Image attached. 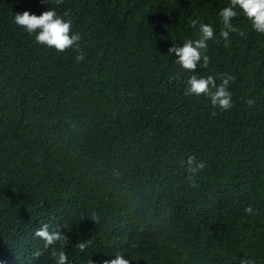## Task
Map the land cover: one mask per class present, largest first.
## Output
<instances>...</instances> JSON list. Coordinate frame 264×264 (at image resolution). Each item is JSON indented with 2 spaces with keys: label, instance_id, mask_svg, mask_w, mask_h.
Masks as SVG:
<instances>
[{
  "label": "trees",
  "instance_id": "trees-1",
  "mask_svg": "<svg viewBox=\"0 0 264 264\" xmlns=\"http://www.w3.org/2000/svg\"><path fill=\"white\" fill-rule=\"evenodd\" d=\"M229 4L0 0V264H55L34 236L44 224L69 237L55 245L67 264L116 254L131 264H264V35L241 12L233 25L245 36L225 48L219 13ZM49 8L70 13L82 62L14 23ZM201 24L215 39L207 67L192 73L168 49L198 39ZM193 74L234 76L233 107L185 95ZM188 156L206 163L195 186Z\"/></svg>",
  "mask_w": 264,
  "mask_h": 264
},
{
  "label": "clouds",
  "instance_id": "clouds-1",
  "mask_svg": "<svg viewBox=\"0 0 264 264\" xmlns=\"http://www.w3.org/2000/svg\"><path fill=\"white\" fill-rule=\"evenodd\" d=\"M44 2V0H42ZM51 3L59 6L64 0H51ZM251 22L252 29L260 35H264V0H230V4L224 7L220 13L221 30L219 36L224 41V47L231 45L230 35L238 34L240 37L245 36V32L233 25V19L241 13ZM70 13L65 11L63 16L58 15L53 8L37 16L30 14L28 11L22 14L17 13L14 17V23L22 27L29 35L35 36V41L41 46L53 49L57 53L63 54L69 50L75 51V60L79 63L85 59L80 41V33H73L72 23L69 17ZM193 27L196 22L193 21ZM215 39L214 29L209 24L199 26V38L188 39L183 42V46H172L168 49V54H175L176 62L185 70L192 73L196 72L198 64L201 67H207L209 57L204 53L208 48V41ZM202 61V63H201ZM235 80L234 76L225 75L221 82L217 84L216 79L209 75L206 78L198 77L193 74L187 81L185 95L205 97L214 108L222 111H228L233 107L232 94L229 91V85ZM246 104L252 107L255 104L254 99L246 100ZM188 173V180L195 186V178L206 167L204 161H198L195 156H188L186 160L181 161ZM118 177L119 173H115ZM247 215H253L254 209L249 206L244 209ZM99 216L92 214L91 220L95 223L99 221ZM64 227V226H63ZM34 236L44 241V248H51V255L55 264H67L68 257L63 250H56L55 245L61 243L66 247L69 237L63 233L60 226L50 231L49 225L44 224L35 231ZM87 242H80L78 248L83 252L87 248ZM36 257L41 255L40 251L34 253ZM92 264V261H89ZM105 264H131L130 259H125L122 254H116L115 259L106 261ZM241 264H254L252 260H242Z\"/></svg>",
  "mask_w": 264,
  "mask_h": 264
}]
</instances>
